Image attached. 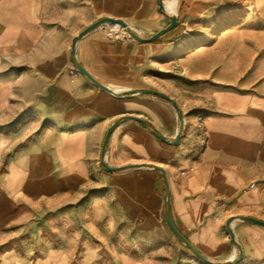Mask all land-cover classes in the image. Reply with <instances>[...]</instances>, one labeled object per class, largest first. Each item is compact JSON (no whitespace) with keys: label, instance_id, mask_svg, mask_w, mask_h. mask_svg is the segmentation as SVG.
<instances>
[{"label":"crops","instance_id":"0c3cea01","mask_svg":"<svg viewBox=\"0 0 264 264\" xmlns=\"http://www.w3.org/2000/svg\"><path fill=\"white\" fill-rule=\"evenodd\" d=\"M163 5L164 11L159 0H0V130L8 120H25L0 131V264H30L17 242L50 207L76 205L102 245L115 247L109 259L118 264L138 259L114 240L155 241L170 233L162 174L146 167L108 173L102 165L106 134L125 117L145 120L170 141L181 126L169 102L114 96L74 67L73 40L104 18L124 21L147 39L179 16L180 26L152 43L99 27L78 41L75 56L100 84L115 92L159 91L184 116L178 146L137 121L122 122L110 137L107 164L164 168L174 224L211 261L237 256L228 220L264 222V0ZM232 229L243 248L237 264H264V226L235 219ZM59 255L38 264L54 257L68 263Z\"/></svg>","mask_w":264,"mask_h":264},{"label":"rangeland","instance_id":"374dc122","mask_svg":"<svg viewBox=\"0 0 264 264\" xmlns=\"http://www.w3.org/2000/svg\"><path fill=\"white\" fill-rule=\"evenodd\" d=\"M117 28L114 29L119 36L123 34L129 36L120 27ZM192 108L196 109L195 106ZM190 113L195 114L194 111ZM22 121L25 120L23 118L8 120L0 131L9 133ZM77 210L76 205L45 208L36 218L34 230L22 242H17L16 249L20 253L29 252L30 264H38L49 254H63V257L68 258L66 264H118L109 259V249L114 250L115 247L108 248L102 245L98 239L99 232L88 229L90 222L87 223V215L83 219V215ZM169 232L167 236L155 241L149 238H136L126 240L124 244H120L119 240L113 242L116 243L117 249H122L137 258V264H205L193 256L171 231ZM94 255L97 256L93 258ZM237 257L238 253L234 259ZM53 259L56 261L52 264H62L60 257Z\"/></svg>","mask_w":264,"mask_h":264},{"label":"water","instance_id":"95a60500","mask_svg":"<svg viewBox=\"0 0 264 264\" xmlns=\"http://www.w3.org/2000/svg\"><path fill=\"white\" fill-rule=\"evenodd\" d=\"M159 7L161 9V11H164V5H163V0H159ZM169 19L171 21V23L164 28L163 30L159 31L158 33H156L154 36L144 39L141 38L140 36H138L134 31H132V29L129 27V25L121 20H116V19H112V18H104L99 20L98 22H95L94 24H92L91 26L87 27L84 31H82L74 40H73V44H72V48H71V52H72V63L74 65V67L84 76H86L95 86H97L98 88H100L103 91H106L114 96L117 97H125L128 95H151V96H155L158 97L160 99H163L167 102H169L178 112L179 115V119H180V131L178 133V135L176 136L175 141H170L168 138H166L165 136H163L162 134L158 133L156 130L152 129L151 126L143 119H139L136 117H125L122 120L116 122L107 132L105 140H104V144H103V149H102V165L104 166L106 172L108 173H116V172H120V171H126V170H133V169H139L142 167H146V168H150L152 170L158 171L162 174V176L164 177V181H165V185H166V192H165V196H164V201H165V205H166V210H165V218H166V224L168 226V228L170 229V231L173 233V235L193 254V256H195L197 259H199L200 261H202L205 264H237L243 256V248L241 246V244L238 242L237 237L232 229V223L235 219L239 220L240 222L243 223H248V224H253V225H259V226H264V222L260 221L258 219L255 218H251V217H237V218H232L230 220L227 221L226 223V227L227 230L231 236V239L233 241V244L235 245V247L238 250V257L236 259H234L232 262H214L211 261L209 259H207L206 257H204L199 250L188 240V238L182 234L180 232V230L176 227V225L174 224L173 218H172V211H171V194H170V187H169V182H168V178L166 177V171L164 170V168L159 167V166H155V165H129V166H123V167H118V168H113L110 167L107 162H106V152H107V147H108V143L110 140L111 135L113 134V132L122 124V122L124 121H129V120H134L139 122L143 127H145L146 129L150 130L152 132V134L158 138L161 142L168 144L170 146H178L180 143V140L182 139L183 136V128H184V116L183 113L180 109V107L178 106V104L169 96H167L166 94H163L159 91L156 90H150V89H138V90H132V91H124V92H115L113 90H111L110 88L100 84L98 81H96L85 69L84 67L77 61L76 59V45L78 43V41H80L84 36H86L87 34H89L90 32H92L93 30L99 28V27H104V26H117L120 27L123 31H125L130 37H132L133 39H135L138 42H144V43H152L160 38H162L163 36H165L166 34L170 33L171 31L177 29L180 26V22H179V16L178 15H172L169 16Z\"/></svg>","mask_w":264,"mask_h":264},{"label":"built area","instance_id":"2783aa9c","mask_svg":"<svg viewBox=\"0 0 264 264\" xmlns=\"http://www.w3.org/2000/svg\"><path fill=\"white\" fill-rule=\"evenodd\" d=\"M116 35H117V36H119V34H118V33H116Z\"/></svg>","mask_w":264,"mask_h":264},{"label":"bare ground","instance_id":"6f19581e","mask_svg":"<svg viewBox=\"0 0 264 264\" xmlns=\"http://www.w3.org/2000/svg\"><path fill=\"white\" fill-rule=\"evenodd\" d=\"M114 28H117V27H114ZM119 30V28H117Z\"/></svg>","mask_w":264,"mask_h":264},{"label":"trees","instance_id":"16d2710c","mask_svg":"<svg viewBox=\"0 0 264 264\" xmlns=\"http://www.w3.org/2000/svg\"><path fill=\"white\" fill-rule=\"evenodd\" d=\"M180 232L183 234V232L180 230Z\"/></svg>","mask_w":264,"mask_h":264}]
</instances>
